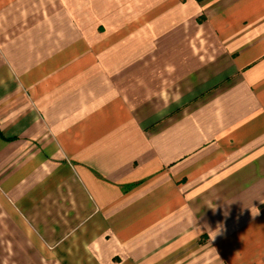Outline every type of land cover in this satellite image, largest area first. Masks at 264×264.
Instances as JSON below:
<instances>
[{"label":"crops","instance_id":"obj_1","mask_svg":"<svg viewBox=\"0 0 264 264\" xmlns=\"http://www.w3.org/2000/svg\"><path fill=\"white\" fill-rule=\"evenodd\" d=\"M0 264H264V0H0Z\"/></svg>","mask_w":264,"mask_h":264},{"label":"rangeland","instance_id":"obj_2","mask_svg":"<svg viewBox=\"0 0 264 264\" xmlns=\"http://www.w3.org/2000/svg\"><path fill=\"white\" fill-rule=\"evenodd\" d=\"M202 46L204 47V46H207V49H208V47H209V42H207L206 41V43H203L202 44ZM202 48V47H201ZM204 50V48H202V51ZM216 54H215V58H216ZM217 60H219V58H218V56H217V58H216ZM217 73V76H219L218 74V72H216ZM207 74H209V73H207ZM210 74H211V72H210ZM206 79V78H205ZM201 82H203V79H201ZM224 82H226V80H222V81H220V84H222V83H224ZM220 84H218V85H220ZM218 85H216V86H213V87H210V88H206L205 86H203V85H201L200 86V95H199V101H202V100H204V99H206L209 95H211L212 93H214L215 92V90H218L220 87L218 86ZM187 105H192V104H185V107L187 106Z\"/></svg>","mask_w":264,"mask_h":264}]
</instances>
